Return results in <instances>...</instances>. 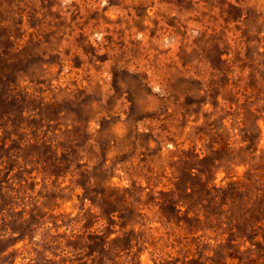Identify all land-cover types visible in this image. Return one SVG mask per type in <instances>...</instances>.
Returning a JSON list of instances; mask_svg holds the SVG:
<instances>
[{
    "label": "rangeland",
    "instance_id": "rangeland-1",
    "mask_svg": "<svg viewBox=\"0 0 264 264\" xmlns=\"http://www.w3.org/2000/svg\"><path fill=\"white\" fill-rule=\"evenodd\" d=\"M0 264H264V0H0Z\"/></svg>",
    "mask_w": 264,
    "mask_h": 264
}]
</instances>
